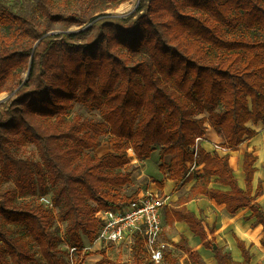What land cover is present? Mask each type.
Returning a JSON list of instances; mask_svg holds the SVG:
<instances>
[{
	"label": "trees",
	"instance_id": "trees-1",
	"mask_svg": "<svg viewBox=\"0 0 264 264\" xmlns=\"http://www.w3.org/2000/svg\"><path fill=\"white\" fill-rule=\"evenodd\" d=\"M125 1L27 0L15 8L0 0V93L11 95L0 107V174L14 181L0 192V221L24 228L46 264H65L60 241L81 247L85 237L92 245L96 213L138 196L140 187L124 191L133 173L128 150L140 161L157 150L175 189L196 178L171 210L176 219L204 240L214 227L207 231L181 203L203 194L229 213L249 206L247 219L262 226L264 244V209L256 201L263 183L253 184L257 155L243 153L244 188L229 163V151L264 124V0H138L126 17L106 13ZM75 103L98 110L100 120H66ZM208 127L228 151L199 147L194 157V140ZM102 135L110 150L93 155ZM23 138L41 163L14 156L10 146ZM193 163L200 174L190 172ZM212 177L228 189L210 186ZM48 193L56 214L39 201ZM24 195H37L38 203L16 204ZM56 219L65 222L62 233L52 231ZM233 236L241 263L252 264V244ZM133 238V264H153L139 233ZM186 242L172 243L188 253L185 264H204ZM214 243L212 237L204 246ZM213 252L217 264H233L220 247ZM28 262L40 264L29 241L0 228V264ZM105 262L102 255L94 264ZM163 262L179 264L166 249Z\"/></svg>",
	"mask_w": 264,
	"mask_h": 264
},
{
	"label": "rangeland",
	"instance_id": "rangeland-1",
	"mask_svg": "<svg viewBox=\"0 0 264 264\" xmlns=\"http://www.w3.org/2000/svg\"><path fill=\"white\" fill-rule=\"evenodd\" d=\"M11 3H15V8H20L22 4L27 3V0H11ZM138 3V0H128L125 2H122L118 5V7L112 9L109 8L106 10V13L112 16H117V17H126L129 14H131L135 9L136 5ZM88 25L84 27H76L73 26L69 28V30H79V29H85L87 28ZM56 27V25H55ZM58 30H53V33H57ZM11 95H9L6 92H1L0 93V107L3 105H6L7 100L10 98ZM79 115L81 118L85 119H95V120H100V114L98 110H89L85 108L83 105L79 103H75L73 108L70 110L69 114L65 117L66 120H71L74 116ZM259 133L253 138H248L246 139L239 147V150L241 149H247L249 151H253L258 157H260V160L264 161V124L259 123ZM257 125V126H258ZM204 137V136H202ZM102 143L101 145L94 150H90L93 155H101L105 153L106 151L110 150V145L106 141V136L102 135L100 137ZM218 144V143H217ZM12 153L14 154L15 157L21 158V159H29L32 161H36L41 163L40 156L38 153L37 147L33 144L27 141L26 139L19 140L17 143H13L10 146ZM133 152V151H132ZM131 149L128 150V157H129V168H133V173H132V178L139 181L142 183V186L146 188L148 186V182L151 181V179L146 177L143 181L142 179L145 177L141 176L138 178V174L141 173L140 167L136 166L138 165L136 160L133 159V154ZM223 153V152H222ZM225 153V152H224ZM136 156V155H135ZM168 161V157H164L163 161ZM159 152L158 151H153L151 156L149 157L147 164H146V174L153 176L154 178H160L161 176V170L159 168ZM139 167V168H138ZM237 165L235 164V170L238 172ZM196 168L193 169L192 172H195ZM142 175V174H141ZM259 179L263 182L264 186V162H260V169H259ZM137 185L139 183L135 182ZM136 184L132 183L127 186L124 191L125 192H131L133 189H136ZM14 187V181L13 179L10 178H5L1 176L0 174V192L4 191L6 188H13ZM141 195V194H139ZM45 196L51 198V193L46 194ZM37 195L36 196H31V195H24V196H17L16 197V204L20 203H26V202H31L33 204L38 203L37 200ZM166 207L168 206H163V212L165 211ZM55 214L58 213L57 208H53ZM4 227L5 229H9L12 235L17 236L22 238L23 240L29 241V245L31 247V251L34 253L35 257L39 260L40 264H46L44 258L42 257L40 251L38 250V246L36 243L30 240V238L26 235L25 229L16 226V225H11L9 223H4L0 221V228ZM65 227V222L60 221L59 219H56L54 221V226H53V232H63V229ZM166 226L163 225L161 234H160V240L161 238L167 242V240L170 238L166 232ZM252 236L250 239L252 240L253 246H251L250 251L252 253V264H264V245L261 242L262 238V230H260V235L256 234V227H254V230L251 232ZM228 236V241L227 238H225L224 235L222 234H216L215 238V243L217 244V247H220L222 250L227 251L231 257H233V238L231 237L230 233L227 232ZM84 246L85 247H90L88 240H84ZM219 243V244H218ZM169 244V243H168ZM231 244V245H230ZM92 247H96L94 251H91L90 248L85 251V253H79L78 254V260L77 264H94L96 261L102 258V255L108 260V262H105L104 264H133V256H132V245L126 244V243H121V244H104V243H96L92 245ZM234 248L236 250V255L235 256H240L239 249L237 248L236 244H234ZM65 242L60 241L57 245V250H58V255L64 256L65 255ZM165 248L162 250L164 251ZM171 250L173 255L177 257L179 264H185V260L187 258V254L183 253L182 251L175 250L172 247L166 245V250ZM63 250V252H62ZM213 249L209 248L206 251V260L207 263L209 262L211 256L213 255ZM147 255V252H146ZM210 255V256H207ZM234 259V258H233ZM153 264H164L163 259L158 262H152ZM27 264H32L31 262H28ZM66 264V260H65ZM234 264H241L240 262H235Z\"/></svg>",
	"mask_w": 264,
	"mask_h": 264
},
{
	"label": "crops",
	"instance_id": "crops-1",
	"mask_svg": "<svg viewBox=\"0 0 264 264\" xmlns=\"http://www.w3.org/2000/svg\"><path fill=\"white\" fill-rule=\"evenodd\" d=\"M253 127L257 131L260 128L259 125L258 126L256 125ZM258 133L256 135H258ZM219 141H220V137L217 136V134L214 132L212 128L208 127L207 133L204 135L203 140L200 143V147L209 153H213L215 151L213 148L214 144L218 143ZM245 151H249V150L247 149L239 150L238 149L235 151H229V163L234 170V174L238 181V184L243 188H244V174L242 172V157ZM218 152L220 154L224 153L220 151ZM133 156H134L133 159L136 160L138 164L136 166H139L140 168L139 167L138 168L141 171V173L138 174V178L141 176L143 177L145 176L142 179L143 181L146 177L149 176V178L151 179V181L148 182V186L145 188L144 185L142 186V183L132 178V183L134 184H136L135 182L139 183L138 185L136 184V188L140 187L138 196H140L139 194L142 195L147 191L153 192L159 195L167 196V202L165 206H168V207H166L164 212L162 209V227L163 225L166 226L165 230L170 238L167 240V242L161 238V241L164 244L165 249H166V245L169 246L170 244V247H172L175 250H179V251H182L183 253H186L188 257L187 252L183 251L182 249L178 247H175L172 244V243H178L180 239L183 237L187 241L186 245L190 247L192 251L196 250L200 253L204 264H217L214 258V252L209 262L207 263L205 253L209 248L204 246V243L210 240L212 237L216 238L215 237L216 234L220 233L224 235L228 241L227 232L230 233L231 237L233 238V251L232 252L235 253V255H236V250L234 248V244H236V241L233 235H236L238 238L243 240L246 243V245L253 243L250 237L252 236L251 232L254 230V227H256V234H258V236L260 235V230H262V226L260 224L253 226V219H247V217L250 215L249 206L240 209L236 213H229L225 209V206L223 204H217L212 198H209L208 196L203 195V194H198L194 198H191L181 203V205H184L187 210L191 211L198 218H200L207 231H208V227H214L213 232L211 233L208 232V236L204 240H201L198 236H196L190 230L188 224L185 221L176 219L171 212L172 208L178 206L180 197L186 195L190 191V189L192 188L193 184L196 181L195 176H193L189 181L185 182L179 189H175V184H176L175 180L168 179L165 173L161 172L162 174L160 178H154L153 176L146 174V164L149 158L144 161H140L135 156V154H133ZM165 162L168 163L167 160ZM260 162H264V161L260 160V157L257 156V160L255 162L257 169L254 173V179H253L254 186L259 180H261L259 179ZM158 164H160V156H159ZM235 164L237 165L236 169H238V172L235 170ZM195 170H196L194 172L195 174H200L202 172V166L199 165L198 167H196ZM152 178L161 181V186H158V184L154 182ZM210 186L217 187L220 189H228V187L218 183L215 180V177L211 178ZM256 201H258L264 209V186H263L262 193L260 194V196L257 197ZM262 233H263V230H262ZM262 238H263V235H262ZM262 238H261V242H262ZM84 240H87V239L84 237ZM251 246H253V244ZM216 247H217V244L214 243L212 249L214 250ZM95 248L96 247H92L90 250L94 251ZM224 252H227V251H224ZM239 253H240V250H239ZM235 255L233 254V257H231L229 254V256L233 260V264L237 261L241 263L242 262L241 253L239 257ZM207 256H210V255H207Z\"/></svg>",
	"mask_w": 264,
	"mask_h": 264
},
{
	"label": "built area",
	"instance_id": "built-area-1",
	"mask_svg": "<svg viewBox=\"0 0 264 264\" xmlns=\"http://www.w3.org/2000/svg\"><path fill=\"white\" fill-rule=\"evenodd\" d=\"M203 137H196L192 145L193 155L197 157L198 149ZM214 150L227 152L224 147L214 144ZM196 168L195 163L190 165V172ZM39 201L49 209H53L51 198L42 195ZM167 202V196L153 192H145L137 196L133 201L122 209L102 210L96 213L100 220V227L94 240L96 243L133 245L135 233L141 236L147 256L151 262L158 263L163 259L164 244L160 240L162 230V209ZM62 235V234H61ZM63 237V235H62ZM92 245L89 246L92 248ZM90 247L65 245L66 264H77L78 254L85 253ZM90 248V249H91Z\"/></svg>",
	"mask_w": 264,
	"mask_h": 264
},
{
	"label": "water",
	"instance_id": "water-1",
	"mask_svg": "<svg viewBox=\"0 0 264 264\" xmlns=\"http://www.w3.org/2000/svg\"><path fill=\"white\" fill-rule=\"evenodd\" d=\"M27 77V76H26Z\"/></svg>",
	"mask_w": 264,
	"mask_h": 264
}]
</instances>
